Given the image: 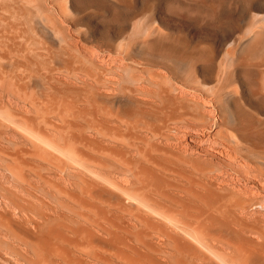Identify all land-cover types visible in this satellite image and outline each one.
<instances>
[{"label":"bare ground","instance_id":"obj_1","mask_svg":"<svg viewBox=\"0 0 264 264\" xmlns=\"http://www.w3.org/2000/svg\"><path fill=\"white\" fill-rule=\"evenodd\" d=\"M0 264H264V0H0Z\"/></svg>","mask_w":264,"mask_h":264}]
</instances>
